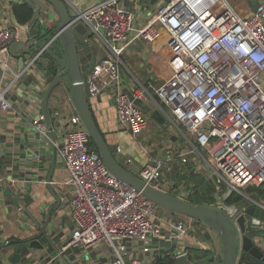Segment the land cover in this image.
Returning <instances> with one entry per match:
<instances>
[{
  "label": "built area",
  "instance_id": "2783aa9c",
  "mask_svg": "<svg viewBox=\"0 0 264 264\" xmlns=\"http://www.w3.org/2000/svg\"><path fill=\"white\" fill-rule=\"evenodd\" d=\"M156 2L98 0L83 8L71 7L73 21L86 25L105 46L104 55L87 71L88 100L92 104L97 95L107 93L119 125L135 137L148 126L145 105L153 104L179 132L192 138L190 149L150 154L137 174L146 183L186 199V187L167 173L175 165L184 171L182 165L193 153L202 158L214 192L221 196L232 189L244 194V187L264 183V1L255 11L246 12L230 0ZM141 6L146 13L138 10ZM21 32L15 24L0 25L1 110L12 107L7 95L15 80L47 61L45 47L39 48L25 56L13 81L3 84L12 71L3 54L13 39H22ZM159 39L167 47L169 75L158 84L147 81L125 89L120 69L124 49L132 41ZM51 119L71 190L67 210L73 226L62 241V250L104 244L110 255L96 264H144L142 255L153 259L159 245L168 241L177 244L172 257L188 256V242L194 243L192 228L174 215L158 213L156 203L108 170L99 152L88 146L89 135L77 111L70 115L54 111ZM33 122L48 137L44 121ZM0 184L9 185L2 173ZM209 202L204 204L225 210L239 228L236 217L245 206ZM259 202L264 207V200ZM246 227L264 231V219L247 216ZM260 239L264 250V237Z\"/></svg>",
  "mask_w": 264,
  "mask_h": 264
},
{
  "label": "crops",
  "instance_id": "0c3cea01",
  "mask_svg": "<svg viewBox=\"0 0 264 264\" xmlns=\"http://www.w3.org/2000/svg\"><path fill=\"white\" fill-rule=\"evenodd\" d=\"M67 1L71 6L79 9L98 0ZM150 2V0H146V3ZM1 3H3V0H0ZM144 6L139 7L138 10L146 13ZM151 12V10L150 12L147 11L149 15ZM2 16H5V18H1L0 22L7 24L9 21L12 23L9 9H5L2 12ZM88 31L87 26H81V32L87 33ZM20 38L24 39L25 35L20 33ZM88 41L91 45V54L87 57L88 61H91L92 57H96V60L101 58L105 53V46L102 41L96 39L94 36ZM167 55V47L161 39L153 42L137 40L129 43L122 53L123 63L120 65L121 79L125 89H129L138 83H146L147 81H152L156 84L160 83L170 72L166 59ZM3 57L7 59L9 66L12 68V71L7 72L6 78L4 79L3 84H6L9 81H13L15 72L19 70L18 56L7 51L3 54ZM42 68L36 67L29 75H23L15 80L11 91L7 95L12 107L8 110L0 109V173L5 175L9 181L8 186H1L0 184V239L1 242H9L1 250V254L3 253L5 255L13 253L15 243L19 238L25 239L30 236L39 235L44 225V221L41 223V226L39 225L41 213H45L46 216L47 211L57 201L54 191L46 183V177L51 163L49 138L44 137L33 122V120L41 121V119L44 121L42 99L49 81L47 82L45 77L47 75ZM30 77L31 80L29 81L28 78ZM51 95L50 93L47 103L50 119L52 113L58 111L55 105L51 107ZM53 95H55L56 99L58 97L61 98L59 100L62 107L59 109L69 108L72 112L75 110L70 100V89L68 85L62 83V91L58 93L54 92ZM91 107L96 122L107 141L116 143L120 148L115 154L118 162L133 173L138 174L139 169L148 160L149 155H154V153L148 148H143L144 152H141L136 145L130 147L127 143H124V133L128 130L119 125L115 106L107 93H103L99 99L91 104ZM155 108L156 106L153 104L145 105V110L149 116L148 126L156 123L155 121L153 122V119L159 123H162L166 119L161 115L160 111H158L160 114L158 116L156 115L157 117H152ZM171 137L173 140H176L174 134H171ZM55 139L56 135H54ZM140 144L143 145L142 142ZM176 148H182V146H176ZM40 157H44L45 160H42ZM127 158H130L131 161L128 162ZM195 159H190V162H188L189 167L188 165L185 166V164L182 165V168L188 169L190 172H198L204 177L206 182L212 185L202 158L198 157V161L194 163ZM66 178L67 175L63 161L56 148V162L51 183L55 191L60 195V204L53 210L46 231L40 234L45 236L46 242H42L40 236H37L38 240L43 244L42 248H31L29 253H22L17 262L12 263L6 261L3 264H96L98 260H105V256L110 255V250L106 252L103 249L104 244H100L91 249L72 248L64 251L62 248H59L65 235L70 233L73 226L69 212L68 217L64 210L66 195L71 194ZM7 189L11 190L12 195L20 203L19 207L6 192ZM27 198L28 203L26 201ZM30 199L32 200L30 201ZM67 202L65 201L66 209ZM158 206V213L165 212L167 215L172 216L177 214L169 209V212L167 210L161 211L160 207L162 206ZM184 215L187 216L190 224L199 230L197 232L196 229L192 228L191 234L193 238L191 240L194 243L188 242V248L200 247L210 249L214 257V261L211 264H221L220 237L217 240L212 233V229L203 221L186 214ZM54 229L55 231L52 232ZM252 237L256 241L260 237H264V233L254 234ZM176 249V243L163 241L159 245L157 253L160 254L161 250L173 251ZM190 253V255L193 254L191 249ZM142 257L144 258V264H151L152 259L148 255H142ZM195 261H204V259L202 257L200 260ZM192 262L196 264L194 261Z\"/></svg>",
  "mask_w": 264,
  "mask_h": 264
},
{
  "label": "water",
  "instance_id": "95a60500",
  "mask_svg": "<svg viewBox=\"0 0 264 264\" xmlns=\"http://www.w3.org/2000/svg\"><path fill=\"white\" fill-rule=\"evenodd\" d=\"M263 1L248 0L249 10L255 11L257 6ZM3 2L5 9H9L10 11L12 22L22 28L27 37V39H13L9 43L8 51L18 56V67L22 69L25 56L32 55L42 47H45V53L50 55L56 66V73L49 81L43 94L42 113L44 122L48 128L51 149V163L46 177V183L54 191L57 201L47 211L44 225L39 235L46 231L53 210L60 204V195L55 191L51 183L56 162V147L47 103L54 87L59 83H63L68 85L70 89V100L80 115L85 129L99 152L102 161L115 177L140 191L157 205L176 213L195 217L203 221L211 229L216 230L221 239V264H237L238 259L244 257L246 253L259 259L264 264V250L259 245L261 239L255 241L252 236L248 235L246 227L247 216L264 219V207L260 205L259 201L250 196H246L251 200V204L246 206L244 213L242 212L236 217V223L239 226L237 229L234 224V219L225 210L204 203L194 204L186 199L158 189L146 183L137 174L118 162L115 157L118 145L107 141L96 122L91 104L88 100L89 92L85 84V79L91 62L96 60V57H92L91 61H88L87 58L91 54V45L88 40L92 37V34L90 31L87 33L81 32V26L83 24L79 21H73L71 4L67 0H3ZM16 2L28 4L33 11L32 21L28 27L19 23L13 14L12 8ZM3 17L5 18L0 13V19ZM53 20H55L54 24L49 26L50 21ZM35 28H37V33H35ZM99 97L97 95V99ZM159 114L158 110H155L152 113V117H157ZM40 158L45 160L44 157ZM6 192L19 207L20 203L12 195L11 190L7 189ZM231 192L232 189H228L219 196L218 192L215 191L214 198L218 201H225ZM26 201L28 203V198ZM37 236H30L17 241L15 243V250L10 255L1 254V250L9 243L8 241L1 242L0 264L6 261L15 263L19 260L22 253H29L31 248H42L43 244L38 240ZM173 264L194 263L187 255H177L174 258Z\"/></svg>",
  "mask_w": 264,
  "mask_h": 264
},
{
  "label": "trees",
  "instance_id": "16d2710c",
  "mask_svg": "<svg viewBox=\"0 0 264 264\" xmlns=\"http://www.w3.org/2000/svg\"><path fill=\"white\" fill-rule=\"evenodd\" d=\"M13 14L16 18V20L19 23H25L30 21L32 18L33 11L31 7L22 2H16L13 4ZM46 63H41L40 65L45 70V74L48 77V81H50L53 76L56 73V66L50 57L48 53H45ZM28 80H31V77L28 78ZM88 146L93 149L97 150L93 141L91 138H88ZM189 167V163H188ZM168 176L172 175L173 177H177L179 180L185 179V178H191L193 184L188 183V186L186 187V190L188 191L186 199H188L191 203L198 204V203H205L209 202L210 200H214V187L211 185V183L206 182L207 184L204 186L203 182L205 181L203 176H200L197 172H190L189 170L187 172L181 171L180 167H177L173 170L172 173H167ZM199 176V177H198ZM247 190L250 192L253 199L257 201L264 200V183L261 185H255L252 187H248ZM228 204H236L239 207H246L249 204H251V200L247 197L243 196L241 193L233 190L226 198L225 200ZM247 233L250 236H253L254 234H263L261 231H254L252 229H247ZM40 236V239L42 242L46 241V238L44 235H38ZM16 239V238H15ZM20 239V238H19ZM19 239L17 241H19ZM14 242V241H11ZM1 243V239H0ZM193 252L192 255L189 252L188 258L191 261L200 260V258L203 257L204 261H200L198 264H211V262L214 261V257L212 256V252L210 249L207 248H190ZM171 251H162L160 254L153 255V259L151 261V264H173L174 263V257H172ZM263 264L259 259L255 258L254 256L250 255L249 253H246L244 257L240 258L238 260V264Z\"/></svg>",
  "mask_w": 264,
  "mask_h": 264
},
{
  "label": "rangeland",
  "instance_id": "374dc122",
  "mask_svg": "<svg viewBox=\"0 0 264 264\" xmlns=\"http://www.w3.org/2000/svg\"><path fill=\"white\" fill-rule=\"evenodd\" d=\"M139 1H141V0H139ZM150 1L152 3H157L156 0H150ZM247 1L246 0H230V2L234 5V7L236 9H238L239 11H241V12H246V11L249 10V6L247 4ZM4 10H5V6H4V2H3V3L0 4V13L2 14V12ZM31 21H32V18L30 19V21L25 22V23H21V24H23L26 27H28L29 24L31 23ZM54 22H55V20L50 21L49 26H52V24H54ZM0 25L11 26V25H14V23L13 22L10 23L8 21L7 24H4V23L0 22ZM37 32H38L37 28H35V33H37ZM21 33L23 35H25L24 39H27L26 33L23 31V29H22ZM60 91H62V83L57 84L54 87V89L52 90V92H51V94H52L51 97H50L51 107L55 105L56 108L58 109V111H60L63 114L70 115L71 112H72L71 109H69V108H67V109H59V108L62 107V105L60 103V100H59L61 98L58 97L56 99L55 95H53L54 92L58 93ZM154 121L156 122V123H153L154 125L147 126V128H146L147 130L145 129L143 132H140L136 137L134 135H132L129 131H126L124 133V143H127L130 147H133V146L136 145L141 152H144L143 148H148L150 151H152V153H154V154H156L158 156H162L164 154V152L166 151V149H175L176 146H178V147L182 146V148L184 150L185 149H190V148L193 147L192 144L190 143V141H192V138L189 136V134L187 132H185L186 136L188 137V139H187V137L185 135H183V133L179 132L178 129H176L173 126V123L170 121V119L166 118V119H164L162 121V123H159L155 119H153V122ZM182 130L185 131V129L183 127H182ZM171 134H174L176 136V140L172 139ZM140 142H142L143 145L140 144ZM193 144L195 145V143H193ZM178 149H180V148H178ZM192 158H196L194 163L196 161H198V159H197L198 157L196 155H194L193 153H190L189 157H188V162H190V159H192ZM187 165H188V163H186L185 166H187ZM177 167H179V165H175L173 170L176 169ZM173 170L170 173H172ZM183 170L185 172L188 171V169H183ZM170 176L173 177L172 175H170ZM200 176H202V175H200ZM175 180H176L177 183L183 185L184 188L188 186V183H190V182H191V184L194 183V182H192L191 178H185V179L179 180L175 176ZM203 184L205 186L207 184L206 181H204ZM252 186H254V185H250V186L244 187L242 189L244 194H242V195L245 196V197H246V195L252 197L250 192L247 190L248 187H252ZM70 196H71V194L69 193V195H66V198L64 200V210H65L66 214L68 215V217H69V214H68V210L65 208V201H68V198H70ZM213 202H214V200H210L209 203H213ZM157 207H159V206H157ZM160 210L161 211L167 210V212H169V210L166 209L165 207H160ZM175 217L184 220L191 228L196 229V227H194V226H192L190 224L187 216L176 214ZM44 218H45V213L43 214V212H42L41 216H40V222H39L40 226H41V223H43ZM70 219H71V217H70ZM54 231H55V229L52 230V232H54ZM196 231L198 232L199 230L196 229ZM261 232L264 233V231H261ZM212 233L216 237V239L218 240L220 236L217 233V231L212 229ZM67 237H68V234L65 235L64 239H66ZM62 243L60 244L59 248H62ZM103 249H105L106 252L110 250V248L105 246V245H104ZM57 250H58V248H57ZM195 263L198 264V263H200V261H195Z\"/></svg>",
  "mask_w": 264,
  "mask_h": 264
},
{
  "label": "flooded vegetation",
  "instance_id": "af4514ba",
  "mask_svg": "<svg viewBox=\"0 0 264 264\" xmlns=\"http://www.w3.org/2000/svg\"><path fill=\"white\" fill-rule=\"evenodd\" d=\"M93 64V62H91V65Z\"/></svg>",
  "mask_w": 264,
  "mask_h": 264
}]
</instances>
